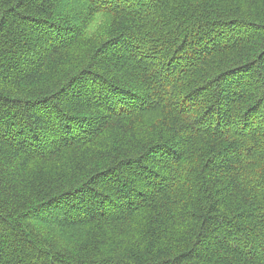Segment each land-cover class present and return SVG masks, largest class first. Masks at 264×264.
<instances>
[{"label": "trees", "instance_id": "16d2710c", "mask_svg": "<svg viewBox=\"0 0 264 264\" xmlns=\"http://www.w3.org/2000/svg\"><path fill=\"white\" fill-rule=\"evenodd\" d=\"M0 264H264V0H0Z\"/></svg>", "mask_w": 264, "mask_h": 264}]
</instances>
